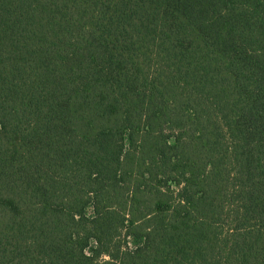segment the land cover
<instances>
[{
	"label": "trees",
	"instance_id": "trees-1",
	"mask_svg": "<svg viewBox=\"0 0 264 264\" xmlns=\"http://www.w3.org/2000/svg\"><path fill=\"white\" fill-rule=\"evenodd\" d=\"M0 264H264V0H0Z\"/></svg>",
	"mask_w": 264,
	"mask_h": 264
}]
</instances>
